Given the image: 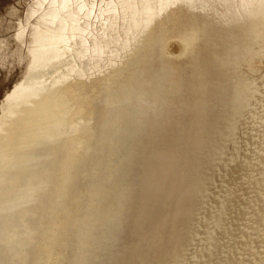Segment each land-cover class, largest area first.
<instances>
[{"label":"bare ground","instance_id":"1","mask_svg":"<svg viewBox=\"0 0 264 264\" xmlns=\"http://www.w3.org/2000/svg\"><path fill=\"white\" fill-rule=\"evenodd\" d=\"M252 3L0 0V264H264Z\"/></svg>","mask_w":264,"mask_h":264},{"label":"rangeland","instance_id":"2","mask_svg":"<svg viewBox=\"0 0 264 264\" xmlns=\"http://www.w3.org/2000/svg\"><path fill=\"white\" fill-rule=\"evenodd\" d=\"M250 3H251V6L254 7V5H253V3H252V0H250ZM253 9L255 10V7H254ZM255 12L257 13L258 11L255 10ZM257 14H258V13H257ZM263 37H264V36H263ZM3 62H4V60H3ZM4 67H5V70H4V73H5V74H4V73H3V74H4L5 77H4V78H3V77H0V84H1V81L3 80L2 82L5 83V84L8 86V84H9L8 77H9V76L7 75V74H8V71H7V67H6V62H4V66H3V68H4ZM112 88H113V87H112ZM102 89H103V88H102ZM104 89H105V88H104ZM96 152H98V151H96ZM96 152H95V153H96Z\"/></svg>","mask_w":264,"mask_h":264}]
</instances>
